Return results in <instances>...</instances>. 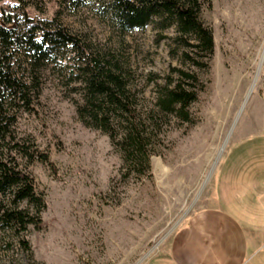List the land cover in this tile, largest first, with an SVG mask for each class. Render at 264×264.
Here are the masks:
<instances>
[{
    "label": "rangeland",
    "instance_id": "obj_1",
    "mask_svg": "<svg viewBox=\"0 0 264 264\" xmlns=\"http://www.w3.org/2000/svg\"><path fill=\"white\" fill-rule=\"evenodd\" d=\"M3 11L40 21L56 16L105 67L120 69L148 137L150 170L128 167L109 134L79 117L81 86L70 68L49 63L39 71V94L16 108L13 126L16 139L48 153L56 169L41 162L26 168L46 202L42 228L26 233L36 263L152 264L199 231L226 190L234 191L225 199L228 212L264 238V0H210L200 19L214 50L201 70L172 38L157 41L151 26L120 31L90 4L0 0ZM176 68L197 77L189 122L151 113ZM27 262L19 247L0 248V264Z\"/></svg>",
    "mask_w": 264,
    "mask_h": 264
},
{
    "label": "trees",
    "instance_id": "obj_2",
    "mask_svg": "<svg viewBox=\"0 0 264 264\" xmlns=\"http://www.w3.org/2000/svg\"><path fill=\"white\" fill-rule=\"evenodd\" d=\"M73 8L90 6L120 31L144 30L151 26L157 41L172 38L184 48V57L194 70L209 67L214 50L213 33L200 19L210 0H68ZM21 21V23H19ZM173 30L174 37L164 32ZM204 54L205 61L199 59ZM70 68L72 81L79 82L82 100L77 106L79 117L88 126L109 134L127 166L150 170L147 133L130 100L129 89L120 69L105 67L91 53L83 39L61 25L55 16L40 21L23 14L16 17L0 14V248L14 246L27 252V264H38L32 257L26 238L29 226H43V194L26 168L41 162L55 165L48 153L35 145L16 139V108L27 106L31 95L39 94V71L47 64ZM175 81L160 86L151 113L174 115L189 122V106L196 101L198 90L193 70L174 69ZM35 91V92H34ZM116 125V127H114ZM120 127V129H119ZM119 130H117V129ZM22 163L26 165L21 166Z\"/></svg>",
    "mask_w": 264,
    "mask_h": 264
},
{
    "label": "crops",
    "instance_id": "obj_3",
    "mask_svg": "<svg viewBox=\"0 0 264 264\" xmlns=\"http://www.w3.org/2000/svg\"><path fill=\"white\" fill-rule=\"evenodd\" d=\"M230 192L234 193L219 194V208L206 214L199 231L174 245L171 255L152 264H264V238L246 232L228 212L225 199Z\"/></svg>",
    "mask_w": 264,
    "mask_h": 264
},
{
    "label": "bare ground",
    "instance_id": "obj_4",
    "mask_svg": "<svg viewBox=\"0 0 264 264\" xmlns=\"http://www.w3.org/2000/svg\"><path fill=\"white\" fill-rule=\"evenodd\" d=\"M255 79H256V78H255ZM255 79H254V80H255ZM254 85H255V84H254Z\"/></svg>",
    "mask_w": 264,
    "mask_h": 264
}]
</instances>
